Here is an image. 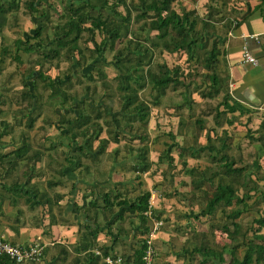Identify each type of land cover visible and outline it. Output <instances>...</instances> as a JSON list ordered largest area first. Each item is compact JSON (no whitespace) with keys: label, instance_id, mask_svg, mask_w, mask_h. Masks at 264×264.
I'll use <instances>...</instances> for the list:
<instances>
[{"label":"trees","instance_id":"16d2710c","mask_svg":"<svg viewBox=\"0 0 264 264\" xmlns=\"http://www.w3.org/2000/svg\"><path fill=\"white\" fill-rule=\"evenodd\" d=\"M174 1L176 0H59L62 10L58 14L60 19L49 25L51 15L56 11L55 6L51 3L40 0H0V31L7 20L6 13L17 10L20 5L24 7L35 24L31 33L24 32L23 38L15 37L13 39L14 54L12 58L16 63H22L18 50L35 54L34 58L29 59L31 63L21 75L22 88L19 91L18 101L16 96L14 98L17 103L27 99L20 108L24 116V127L32 128L35 119L40 115L39 110H37L40 107L38 103L40 98L34 92L37 79L42 83L43 89H48L46 96L50 99L58 96L57 103L62 106L67 100L69 102L75 101L72 99H76V93L70 92L69 89H72L74 83L83 82L81 76L94 80L92 70L96 72L97 78L95 79H101L103 87L108 86L105 76L101 77L103 70L100 68L99 61L102 60L94 61L89 71H86L84 65L88 59L94 58L96 53L109 48L113 49V61L119 70L114 75V79L117 81L115 86L118 88L120 98L123 101L122 108L120 111L111 112L112 102L110 101L109 104L104 105L107 109H104L105 113L102 114L99 109L84 110L81 104L78 106L76 101L73 109L70 108L72 109L70 115L73 116L66 117L62 114L59 119V122L65 124V134L98 137L103 129L98 119H102L105 124L106 135L99 138V151H103L109 140L117 142L119 138H128L130 142L133 139H138L140 144L135 147L136 159L133 161L132 169L137 172L147 170L150 166V160L147 157L148 133L145 125L149 119L150 108L158 103L159 98L168 89L178 90L182 96L181 101L174 104L176 110L185 107L190 111L193 101L189 86L196 75L195 73L185 72L183 75L180 64L168 66L165 62H157L155 64L156 69L150 67L154 53L163 50L183 52L187 59L198 57L202 59L201 66L205 70L203 76L207 81V87L199 90V96L220 95L216 102L206 103L213 124L220 126L224 115L230 108L228 100L233 102V99L226 91H223L227 74L222 76L216 71L220 41L214 21L224 20L223 18L226 16L219 13L216 0H208L204 18H200L193 8H186L183 5L179 6L177 10L172 5ZM43 4L44 6H42ZM248 12H245L241 18ZM131 21L140 22L137 32L132 31ZM48 26L51 27L49 32L47 31ZM151 30L154 32L151 33ZM42 31L45 32L43 35H41ZM96 33L102 34L97 41L94 39ZM31 39L33 40L30 41ZM44 39L47 43L45 47L42 44ZM88 41L91 42V47L86 44ZM118 41L121 45L116 47L115 44ZM5 54L6 51L0 49V63L3 59L2 55ZM61 58L69 61L70 72L55 76L45 74L46 68L43 67V62L50 59L58 61ZM119 62L122 66L119 65ZM33 64L38 65V67L34 69ZM73 64L75 67L72 66ZM83 87L84 91H95L96 84L83 82ZM145 88H148L149 100L139 96V90ZM193 91H196L195 85ZM1 94L3 93L0 92V98H3ZM125 108H127L128 114L122 111ZM135 121H138L139 124H135ZM194 121L205 131V144L202 146V144L197 143L190 147L180 145L178 146V155L187 154L198 158L201 152L206 151L210 161L215 165V169L205 175L208 168L200 169L193 166L188 168L190 189L188 195L183 193V198L189 203L195 197L204 201L203 206L199 209V214H194L193 217L205 215L210 218L218 210L222 216V221L220 224L211 222L209 224L210 231L220 228L230 238L231 245L228 250H226L225 244L219 248L211 246L204 240L205 232L200 231L197 232L199 233V241L193 243L189 251L194 255H201L200 264L205 261H208V264H264V230L261 231L262 226H264V209H260L257 203L258 201L264 202V187H259L254 180H250L251 185H249L247 184L249 178L245 180L244 177L249 172L255 180L263 178V174L257 177L253 171L246 170L247 164H244L245 159L257 155L256 151H247L246 156L239 153L234 155L230 151V136L224 129H221V134H215L217 138L215 139L218 141V144H215L214 137H210V133L216 131L215 127L206 125L205 120L199 115L195 116ZM177 122L182 125L183 119H178ZM9 125L10 123L6 120L0 119V137L9 132ZM250 131V128L247 127L245 135L247 140L251 142ZM168 135L170 136L169 133ZM22 139H24V133L21 134ZM259 140L264 148V137ZM21 142L12 150L0 153V161L12 153V158L8 157L7 161L2 162L8 168H13L17 160L21 158H25L26 161L30 159L34 162L40 157L38 151L28 153V143L23 140ZM84 145L86 144L84 143ZM87 145H89L88 142ZM173 146L174 144L166 143L158 155V159L165 157L169 162L168 165H171L173 157L170 155V151ZM129 148L132 150L130 145ZM182 163L186 167L184 160ZM253 165L258 169L260 167L258 162ZM240 187H244V190L238 193ZM254 191L256 199L248 203L246 199ZM104 195L106 192L102 198L103 206L112 209V213L116 206H120L112 215L109 223L121 217L124 210H129L134 212L138 218L139 233L146 234L148 224L143 211L148 207L149 192L147 190L140 191L137 196L129 198H119L118 194L111 195V193L107 196ZM249 209H253L255 215L250 218L247 225L242 226L237 217ZM154 215L159 216L155 212ZM144 245V240L141 238L137 246L132 249L131 254H125L122 258L123 264H140ZM238 245L242 246L240 258L236 256ZM224 252H228V256ZM106 253H108L107 249L101 252L102 256ZM98 257L100 256L98 255L94 259ZM0 264H12V261L6 255L0 254Z\"/></svg>","mask_w":264,"mask_h":264},{"label":"crops","instance_id":"0c3cea01","mask_svg":"<svg viewBox=\"0 0 264 264\" xmlns=\"http://www.w3.org/2000/svg\"><path fill=\"white\" fill-rule=\"evenodd\" d=\"M40 1L50 3V0ZM222 1H218L222 3V6L218 5L221 8H225L226 5L227 7L219 13L226 17L223 18L224 20L214 21L220 41L216 71L222 76L227 74L223 91H226L233 99V102L228 100L229 109L232 108L234 113L233 119L238 121L243 113L250 119L244 125L251 130V142L258 143L254 150L256 154L258 152L261 154L259 161L264 167V148L259 140L264 137V0ZM221 8L218 7L220 11ZM247 11L249 12L241 18ZM218 25L220 29L217 28ZM86 44L89 47L92 46L90 41ZM243 48L255 57V63L242 60ZM94 61H99L97 56L85 62L86 71H89ZM99 62L105 66L114 63L113 60ZM82 100L78 99L77 102L80 103ZM74 102H68L67 106L57 103L58 108L55 109L61 110L62 115V112H67L66 110L72 111ZM85 104L94 106L91 102ZM64 125L61 122L57 124L63 135L59 133L52 138L44 137L45 135L42 134L41 149L28 147V153L29 150L40 152V157L36 161L33 162L30 159L26 161L25 158H21L17 160L13 168H8L2 162L7 161L8 157L12 158V153L0 161V238L19 245H25L33 240L42 244L40 259L22 264H107L103 259L105 255L101 254L104 249L108 251L106 255H118L123 258L125 254H131L132 249L137 246L144 234L139 233L138 221L134 224L136 215L129 210H124L121 217L109 223L120 206H116L112 213V209L103 206V194L106 192L104 196L111 193V195L118 194L119 198H129L127 197L129 195L125 196V193L127 190H132L130 189L132 185L134 196H137L143 188L134 189L130 175L133 172L137 177L140 176L137 173L146 174L151 164L145 171H134L132 166L136 159V152L130 153L120 148L122 146H115L120 138L116 143L113 141L111 146L107 145L112 141L109 140L103 151H99V138L105 136L99 134L94 138L88 135L65 134ZM247 127L243 131L244 137H246ZM25 138L24 136V140ZM29 138L32 140L34 137ZM166 138L168 136L164 137V141H167ZM34 139L33 141L36 142ZM173 143L176 149H174L175 154L171 153L172 150L170 151V155L174 157L171 164L177 163V165L170 171L177 169L174 178H177L176 174L181 172L183 176L180 177L186 184L182 191H189L190 178L187 170L191 166L187 164L191 156L187 154L179 156L178 146L180 145ZM13 148L10 146L7 151L3 150L0 153H6ZM125 155L129 157L128 164L125 161L127 158ZM38 160H41L40 168L35 164ZM183 160L186 162V167L182 163ZM28 162L30 164H26L27 167L22 166ZM2 176L7 177V180H3ZM140 182V187H144L143 190L148 192L153 190L137 180V183ZM162 187L149 195L153 212L160 216L168 213L164 206L166 204L164 199L183 193L178 192L179 189L176 187H167L165 184ZM175 196L178 199L180 197ZM160 216L158 218H161ZM165 221L167 220L162 221V227L155 233L152 240L155 249L154 257L157 254V244L164 243L170 235L171 230L167 228ZM187 223L191 224L190 218L186 219L185 224ZM98 255L100 257L94 259Z\"/></svg>","mask_w":264,"mask_h":264},{"label":"rangeland","instance_id":"374dc122","mask_svg":"<svg viewBox=\"0 0 264 264\" xmlns=\"http://www.w3.org/2000/svg\"><path fill=\"white\" fill-rule=\"evenodd\" d=\"M216 1H217V6L221 8L219 5H221L222 3L218 2L219 0ZM207 2L208 0H176L172 3V5L177 10L179 6L182 5L185 6L186 8H193L196 14L200 18H204V15L206 13ZM50 3L56 8L55 13H52L51 15V23H49V25H52L53 23H55L57 20L60 19L58 14H60L62 10L59 0H50ZM42 6H44V4ZM228 6H231V4H228ZM226 7L227 5L225 6V8ZM225 8L222 7L221 11L219 9V12H223ZM6 18L7 20L0 31V49L6 51V54L2 55L3 59L2 62L0 63L1 66L0 92L3 93L1 94L3 95V98H0V119L6 120L8 123H10V125H9V132L3 134L0 137V145H2V147L0 146V151L3 150L7 151V149L10 148V146L15 147L20 145V143H22L20 141L22 140L25 143H28L30 149L32 148L41 149V145H43L42 142L43 139L41 138L42 134L45 135L44 137H52V138H54L56 134L59 133L61 134V131L60 129H58L57 126V124L60 123L58 121V118L61 115V110L55 109L58 108L57 102L59 100V97L58 96L53 97V99L47 97L46 94L48 92V89H43L42 83L37 79L34 92L40 98L38 102L40 104V107L37 109L39 110L40 115H38V117L35 119L32 128L27 129L24 127L23 124L24 116L20 108L25 104L27 99H25V101L20 100L21 103H17V101L19 99V91L22 88L21 75L24 71L27 70V67H29V64L31 63L29 59L34 58L35 54L34 53L28 54V53H24L21 50H18V53L20 54V58L22 59V63L20 64L16 63V61L12 58V55L14 54L13 39L18 36H21L23 38L24 35L23 33L25 31L31 33L32 28H34L35 24L33 22V19L29 17V14L25 11L24 7L21 5L17 10L6 13ZM139 23L140 22L131 21L130 27L133 32L138 31ZM214 25L216 24L214 23ZM222 26L224 27L223 24ZM217 28L220 29V26L218 25ZM50 29L51 27L48 26L47 31ZM44 31H42L41 35L45 33ZM150 32L152 33L154 31L151 30ZM101 36H102L101 33L100 34L96 33L94 39L97 41ZM32 40L33 39H31V41ZM42 42L44 47L47 46L45 39ZM115 45L117 47L121 45V43H119L118 41L116 42ZM112 50L113 49L111 48L105 49L102 52L96 53V56L98 57L99 60L102 61L103 60H105L106 62L112 61L114 60V57L112 56L113 54ZM50 60L43 62V67L46 68L45 74H48L49 76H55V75H62L66 72H70L71 70V68H69L70 63L65 58H61L58 61H56L55 59H50ZM157 62L158 63L165 62L168 66H172L174 64H180L183 75L185 74V72L196 74L189 86V89L191 90L190 96L191 99L193 100L191 105V110L188 111L185 107L176 110L174 104L180 102L182 96L178 90H170V89L166 90V92L159 98L158 103L150 108L149 119L145 126H146V131L148 133V140L146 141L148 146L147 157L150 160L151 166L148 169V172L144 175L137 173L138 175H140L137 177L135 176L136 173L134 172L131 173L130 180H132V183H134L133 185L134 189L137 188L144 189V187H140L141 182L137 183V180H140L143 182L142 184L144 186L149 187L153 190H160L163 188L162 185L164 186L165 184L167 187H174V188L176 187L179 189L178 192H183L188 195L189 191H182L185 188L186 184L183 183L184 179L180 177L183 176L181 172L180 174H176L177 178H174L175 176L174 173L177 169H172L173 172L170 171L171 168H173V166L177 165V163H174L175 165L174 164L168 165L169 162H167L166 158L163 157L162 160H158V155L160 154L163 145L166 143L175 144L173 142H176L177 145H184V146L187 145L194 146V144L197 143L202 144L203 146L205 144V131L203 128H200L198 126L197 122L194 121L195 116L198 115L201 116L205 120L206 125L215 127L216 131H212L210 133V137H214L215 144H218L215 134L217 135L221 134L222 133L221 129L225 128L224 129L225 132L228 133V135L230 136V140H229L231 144L230 151L234 155H237V153H239V154H243V156H246V152L247 151L250 152L254 150L256 146H258V143L250 142L247 140V137H244L243 131L245 130V127H247L245 125L250 121V119L247 118V116L243 115L244 113L242 114V117L238 119V121L236 120L237 121L236 123V121L233 119L234 113H232V108L228 109L226 114L224 115L222 125L215 126L213 124V119L211 115L208 113L209 111H207L206 103L216 102L217 98H219L220 95L213 97L199 96V90L201 88L207 87V81L203 76L205 70L201 66L202 59L200 57L196 59H187L183 52H167L166 50H163L161 52L156 51L154 53L152 64L150 65V67L152 69H156L155 64ZM119 65L122 66L121 62H119ZM32 66L34 69L38 67V65H34V64ZM72 66L75 67L74 64ZM106 66L101 65L100 63V68H102V70L105 72V73L103 72V74L101 73V77L105 75V81L107 83L106 85L108 86L103 87V85H101V79L100 80L95 79L97 78L96 72L92 70V75L94 76V80L86 79L85 76H81V79L85 83H89L92 85L96 84L95 91L89 90L87 91V93H84L83 82L74 83L73 86L71 87L72 89H69L70 92L76 93L77 98L82 97L78 99L84 100V102L80 101V103H78V106L79 104H81L82 109L87 111L89 109L90 110L99 109L102 112V114H104L105 113L104 109H107L104 105L109 104L110 101L112 102L111 104L112 109L110 110L111 112H116L117 110L120 111V108H122L123 101L122 98H120V93L118 88L115 86V82L117 81L113 77L114 74L119 72V70L115 63H113V65L112 63H110ZM73 67H72L73 70L72 74L74 76ZM112 71L114 73H112ZM76 73H78V71H76ZM194 85L196 91H193ZM147 89L148 88L139 90V96H141L140 98L144 97L145 99H148L149 93L147 92ZM15 96L17 97V101L14 99ZM78 99H72V100L78 101ZM68 102L69 100L65 102V105ZM86 102L87 103L91 102L94 106L85 104ZM126 109L127 108L123 109L122 111L128 114L129 112L126 111ZM189 113L191 114L189 115ZM62 114L66 117L73 116L70 115V111H67L65 113L62 112ZM178 119H183L182 125H179V122H177ZM98 122L101 123L103 127V129L100 132V136H105L106 135V130L104 129L105 124L102 119H98ZM134 123L137 125L139 124L138 121H135ZM22 133H24V136L26 137L25 140L24 139L21 140ZM168 133L170 134V136L168 135ZM30 136L34 137L35 139L32 138L31 140L29 138ZM167 136H168V138H166L167 141H164V137ZM33 139L36 140V142L33 141ZM111 143L114 142L113 141L108 142L107 145L111 146ZM128 144L132 147V150L129 148ZM139 144L140 142L138 141V139H133L132 141L129 142L128 138H124V139L120 138V141L116 143L115 146L118 147L122 146L120 148H123L124 151H129L130 153L131 152L134 153L135 147L139 146ZM3 146L5 147L3 148ZM174 149H176V146L172 147L171 149L172 154H175ZM128 158L129 157L127 156V158L125 159L127 164L129 162ZM260 159H261V154L258 152L257 155H255V157L250 156L247 159H245L244 164H247L246 170L250 172L253 171L255 173V176L257 177L263 174V178L260 179L258 178L257 180H255L253 175H250L249 172L244 177L245 180L249 178L247 184L251 185L250 180H254L259 187H264V167L260 165L261 164V162L259 161ZM30 162L25 163V165L22 164V166L27 167L30 164ZM253 162L255 164L256 162H258V165L260 166L259 169L255 168ZM35 164L38 165L39 168L42 166L41 160H38V162H36ZM187 165L200 169L208 168L205 171V175L209 174L211 170L215 169V165L210 161L206 151L201 152L198 158L191 157L190 159H188ZM255 169L258 170L255 171ZM148 176H150V178ZM1 178L5 181L7 180V177L5 176H2ZM186 178H188L187 175ZM176 181H178L177 184H175ZM130 189L132 190L131 191L127 190L125 196L127 194L129 195L127 197H133L135 195L132 185L130 186ZM143 189L140 190L143 191ZM243 190L244 187H240V190H238L237 192L241 193ZM160 192H161V197H163L162 191ZM183 193L171 195L173 196V198L166 196L169 198L164 199V202L166 203L164 206L167 208L168 213L159 216L162 218V221L167 220L165 221V224L167 225V228L170 229L171 231L169 238L165 239L164 243L157 244L158 247L156 251L157 254L155 255L152 261V263L154 264H200L201 255L199 254L194 255L189 251L192 244L199 241V233L197 232L200 231L205 232L206 236H204V240L207 241L211 246L219 248L222 244H225V246L227 247L226 250H228L229 246L231 245L229 242L230 238L225 232L221 231L220 228L219 229L215 228L213 231H210L209 224L211 222L216 224L221 223L222 216L220 212L216 210L214 212V215L211 216L210 218H208L205 215H200L199 217H192L193 214H199V209L203 206L204 201L200 200L198 197H195L190 203L186 202L183 198ZM175 195L177 196L179 195L180 196L179 199ZM255 195H256L255 191L254 193L251 192L250 197L246 199L248 200V203L256 199ZM161 200L163 201V199ZM257 203L259 204L260 209H264V202L258 201ZM253 215H255V211L253 209H249L248 211L241 213L237 217V220L241 222L242 226H245L248 224L250 218ZM187 218H190L191 224L189 223L185 224ZM134 220H135L134 224H136L138 221L137 216H135ZM161 227L162 225L156 230V232L159 231ZM262 230H264V226H262L261 231ZM234 242H238V241H234ZM241 247H242L241 245H238L236 249V256L239 258L242 253ZM224 253L226 256H228V252H224ZM203 264H208V261H205Z\"/></svg>","mask_w":264,"mask_h":264},{"label":"built area","instance_id":"2783aa9c","mask_svg":"<svg viewBox=\"0 0 264 264\" xmlns=\"http://www.w3.org/2000/svg\"><path fill=\"white\" fill-rule=\"evenodd\" d=\"M242 60L252 63L256 62L255 57L251 53H249L245 48H243L242 51ZM152 192H154V190H150L149 195ZM143 214L146 218L148 229L143 237L145 245L141 256L142 262L140 264H153L152 261L154 258L155 249L152 240L156 230L162 224V219L154 215L149 197L148 207L146 210L143 211ZM97 252L98 251H96V253ZM0 254L6 255L12 261V264L36 262L41 257L42 244L38 241L33 240L25 245H19L17 243H13L0 238ZM103 259L107 264H123L122 258L118 255L110 256L107 254L103 257Z\"/></svg>","mask_w":264,"mask_h":264}]
</instances>
